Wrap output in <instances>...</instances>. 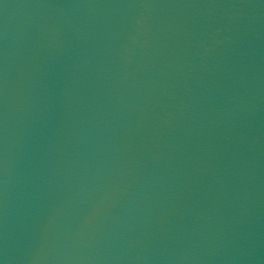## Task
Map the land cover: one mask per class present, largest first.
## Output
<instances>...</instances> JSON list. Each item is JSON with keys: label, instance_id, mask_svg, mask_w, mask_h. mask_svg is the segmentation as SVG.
Segmentation results:
<instances>
[{"label": "water", "instance_id": "water-1", "mask_svg": "<svg viewBox=\"0 0 264 264\" xmlns=\"http://www.w3.org/2000/svg\"><path fill=\"white\" fill-rule=\"evenodd\" d=\"M0 264H264V0H0Z\"/></svg>", "mask_w": 264, "mask_h": 264}]
</instances>
